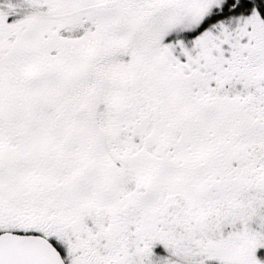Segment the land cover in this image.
<instances>
[{
    "label": "snow or ice",
    "instance_id": "1",
    "mask_svg": "<svg viewBox=\"0 0 264 264\" xmlns=\"http://www.w3.org/2000/svg\"><path fill=\"white\" fill-rule=\"evenodd\" d=\"M0 264H264V0H0Z\"/></svg>",
    "mask_w": 264,
    "mask_h": 264
}]
</instances>
